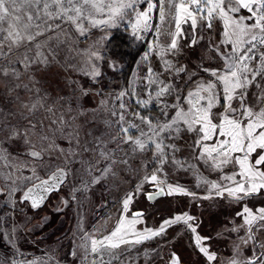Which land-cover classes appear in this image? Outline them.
<instances>
[{"label":"snow or ice","instance_id":"6c2138e0","mask_svg":"<svg viewBox=\"0 0 264 264\" xmlns=\"http://www.w3.org/2000/svg\"><path fill=\"white\" fill-rule=\"evenodd\" d=\"M126 57L127 86L106 91L105 67L122 71ZM0 161L12 209L17 192L36 209L73 179L84 190L130 185L111 231L81 227L73 261L124 264L137 245L183 238L206 264H264V0H0ZM174 172L192 173L205 194L169 182ZM175 195L214 202L224 214L216 239L234 234L230 255L186 211L138 227L145 211L131 205ZM0 237L16 247L3 217ZM166 264L185 262L172 250Z\"/></svg>","mask_w":264,"mask_h":264},{"label":"rangeland","instance_id":"374dc122","mask_svg":"<svg viewBox=\"0 0 264 264\" xmlns=\"http://www.w3.org/2000/svg\"><path fill=\"white\" fill-rule=\"evenodd\" d=\"M131 71L132 66L130 73ZM77 78L85 86L90 85L87 77ZM87 103L89 107H95L97 100L90 99ZM155 114L156 111L153 112V115ZM97 128L99 131H103V123H99ZM9 151L16 155L20 149L17 146H11ZM8 172L9 169L4 167V162L0 161V173L7 174ZM24 174L28 175L27 172ZM39 174L44 175V173ZM209 178L215 179L216 177L210 175ZM168 179L169 182L179 183L190 191L200 195L205 194L203 186L196 187L197 181L192 173L174 172L170 173ZM123 180L124 177L115 182L109 180L102 185H95L84 190L79 181L73 179L62 186L60 191H54L50 195L46 194L42 206L36 209L31 207L29 201L19 203V192L16 193L15 209L5 207L8 197L0 195V217H3V228L8 231L15 228L16 245L13 248L0 237V259L12 257L17 261H26L38 258V264H44L49 256H53L61 264H81L79 260L73 261L72 257L68 255L72 248H76L80 254H83L79 245L83 243L80 237L84 233L80 229L82 227L88 233H92L94 229H100L101 232L97 235L107 234L108 231H111L120 215V200L130 186ZM5 183L6 181L0 176V187H4ZM62 200L68 201L67 206L62 203ZM58 209L61 210L58 211ZM131 211H145V223L138 225L141 228H156L163 219L176 212L186 211L198 217L202 222L199 229L202 234H210L214 237L211 242L212 250L216 251L222 260L231 253L234 234L226 239H216V233L223 228L224 214L215 207L214 202L194 201L188 196L175 195L158 198L152 205H149L141 197L131 205ZM178 231H180L179 227L169 229L168 239L170 240ZM17 249L20 254H16ZM172 250L183 256L185 264H196L197 261L199 264H206L202 257H198L188 247L186 239L183 238L166 247L163 238L147 241L135 246L130 252L124 253L121 259L124 264H166L167 256ZM49 264H55V262L49 261ZM114 264H118V262H114Z\"/></svg>","mask_w":264,"mask_h":264},{"label":"trees","instance_id":"16d2710c","mask_svg":"<svg viewBox=\"0 0 264 264\" xmlns=\"http://www.w3.org/2000/svg\"><path fill=\"white\" fill-rule=\"evenodd\" d=\"M123 50V49H122ZM125 67L122 71L113 72L110 69L105 68V77L104 83L108 85L106 90L111 89H119L121 87H125L127 85V78L130 73V68L132 66V58L126 57L125 58ZM155 110H153L154 112Z\"/></svg>","mask_w":264,"mask_h":264}]
</instances>
